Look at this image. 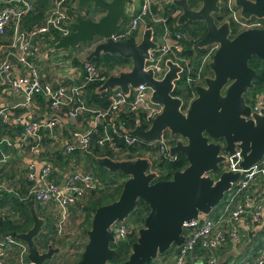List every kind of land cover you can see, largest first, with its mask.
Returning a JSON list of instances; mask_svg holds the SVG:
<instances>
[{
  "label": "water",
  "instance_id": "water-1",
  "mask_svg": "<svg viewBox=\"0 0 264 264\" xmlns=\"http://www.w3.org/2000/svg\"><path fill=\"white\" fill-rule=\"evenodd\" d=\"M132 0H77L71 32L61 37L53 46L56 50L78 47L82 42L95 41L83 57L90 61L100 54L119 55L131 62L128 71L109 75L98 87L99 92L119 89L125 95L139 85L151 90V101L159 105L149 126L139 123L125 132L139 141L152 144L160 140L162 133L174 137L167 147V155L174 158L183 153L187 165L173 172L170 179L156 180L148 157L115 160L100 157L97 162L110 172L126 176L118 197L98 206L86 231V241L80 258L74 264H148L165 254L172 247H179L185 237L184 224L199 215H208L223 200L240 177V171L220 170L226 154L239 149L240 167L247 169L264 157V93L257 97L262 101L253 112L246 95L254 88L255 70L249 61L253 56L264 61V27L241 30L231 35L229 20L217 23L221 0H201L192 7L188 0H171L180 13L177 24L205 23L206 32L193 48L216 45L208 63L211 75L202 84L194 85V97L184 107L182 98L172 92L179 80L182 66L172 60L163 62L166 72L161 79L154 77L152 69H145L149 52L158 47L150 24H146L140 39L115 40V28L129 18L127 5ZM241 17L262 19L264 0H234ZM26 103L24 93L15 95L10 106ZM138 200L149 208L143 225L137 228V238L132 242L127 257L114 263L117 251L111 227L123 222L132 214ZM32 225L25 232L6 230L2 237H14L26 243L29 264L50 261L59 247L51 243L41 251L34 242L45 224L27 200ZM71 264V263H70Z\"/></svg>",
  "mask_w": 264,
  "mask_h": 264
},
{
  "label": "built area",
  "instance_id": "built-area-1",
  "mask_svg": "<svg viewBox=\"0 0 264 264\" xmlns=\"http://www.w3.org/2000/svg\"><path fill=\"white\" fill-rule=\"evenodd\" d=\"M1 2L0 37L5 34L6 26L10 24L12 38L8 47L0 44V97L5 94L15 96L24 93L26 103H17L13 106L0 104V124H21L20 132L13 138L8 136L0 138V162H6L12 157V154L4 151V145L26 154L28 160L26 177L31 182L28 195H32L36 202L52 203L57 207L59 214L56 224L57 234L62 235L70 205L87 191L98 189L100 181L92 173L80 170L63 174L59 181L49 180L50 174L56 170L52 163L43 162L38 168L36 154L40 151L47 132H52L61 124L58 114L71 121L81 117L85 125L84 129L72 132L74 144L65 145V152L70 154L76 147L84 149L88 146L90 135L98 125H102L103 130L102 138L99 140L100 144L107 142L110 146H114L116 137L121 139L126 146L135 145L138 141L136 137L117 128L115 120L118 114L125 111H143L146 119L151 122L154 115L160 111V107L151 101V90L141 84L132 89L129 95H125L119 89L112 90L109 94V106L104 110L88 108L80 97L82 89L91 81L106 79L99 72L102 65H95L90 61H84L82 69L78 70L79 75L77 76H80L78 83L72 81L71 84H53L42 80L35 63L55 42L58 35L65 36L70 33L67 28L73 20L69 18L67 11L70 0H52L43 22L33 24L30 28H24L21 22L22 18L33 10L34 0H1ZM131 4L129 2L127 6L130 7L126 9L132 19L123 27L120 34L116 35L114 32L115 40L121 41V39L129 38L135 31H138L147 14H151L154 21L160 20L151 11V0H139V4ZM223 5L226 9V18L233 22L237 33L245 29L264 27L262 19L241 17L234 0H225ZM156 41L158 47L150 50L144 68L152 69L154 77L161 79L166 72V67L162 65L163 62L167 60L177 62L168 56L175 55V51L181 50L182 47L177 41L169 38L167 29ZM215 49L216 45H210L201 58L197 72L198 79L201 77V69L208 66ZM183 70L182 66L180 77ZM37 94L47 99L48 106L56 117L36 119L32 116L31 107H35L33 98ZM261 104L262 101L256 96L255 103L250 105L252 111L257 112ZM18 107L25 109L16 114L14 109ZM86 113L89 115L87 116ZM170 140H172L171 135L164 132L160 140L152 144H158L160 153H168L167 147ZM226 157L224 168L220 170L240 171V177L226 192L215 214L199 215L197 220L192 219L185 222L183 230L185 239L178 247L172 264H188L187 257L192 254L196 246L209 252L203 264H220L218 252L223 249L227 241L239 245L242 237L241 229L248 222L252 225L263 223V238L261 246L257 245L259 247L257 255L254 254L253 258L251 257V260L244 264H264V157L247 169H242L239 165L242 160L239 149H236L233 154H226ZM4 189L6 188L0 185V190ZM255 189H257L256 192H254ZM131 226L125 221L112 225L111 231L116 242L126 239ZM27 254L28 248L25 242L14 237L0 239V264H29ZM149 264L168 263L159 257Z\"/></svg>",
  "mask_w": 264,
  "mask_h": 264
},
{
  "label": "trees",
  "instance_id": "trees-1",
  "mask_svg": "<svg viewBox=\"0 0 264 264\" xmlns=\"http://www.w3.org/2000/svg\"><path fill=\"white\" fill-rule=\"evenodd\" d=\"M52 0H34L33 2V10L27 13L22 18V26L24 28H30L33 24H40L43 22L44 17L48 9L51 7ZM189 4L192 7H196L200 4L201 0H188ZM225 0H221L220 13L215 14V19L217 23H221L226 18V9L223 5ZM77 4V0H70L68 4V14L69 18L73 19L74 14L78 10L74 8ZM2 7V2L0 0V8ZM157 8V7H156ZM155 7H152V13H154L157 17L160 18L159 21H154L152 19L151 14H147L144 16L145 25L148 23L153 29L154 36L158 39L160 35L163 34L164 30L167 29L169 33V38L177 41L181 45V50L175 51V55H170L168 57L172 58L179 62L184 70L181 74L180 79L176 82V86L172 94L174 96H178L182 98L184 107L191 101L194 97V85L202 84L203 78L205 76L211 75V71L208 66H204L201 71V77L197 78L198 68L200 66V61L208 47L205 48H193V44L197 42L206 32L205 23L202 21L198 22H186L181 25L177 24V16L172 15L173 11L179 9V7L171 2L168 5H164L160 10H154ZM132 19L129 16L128 19L124 20L122 24L115 28V34H120L121 30L125 25L129 23ZM229 20V19H228ZM230 21L231 26V35H235L237 33V29L233 22ZM69 32H71V27L67 26ZM5 34L0 37V44L2 46L8 47L12 38L11 25L6 26ZM137 34L135 31L129 38L136 41L134 36ZM63 36L58 35L55 38L54 44ZM155 38V39H156ZM156 39V40H157ZM124 39H121V41ZM40 58L36 61L35 66L38 68L40 62ZM83 60L74 57L73 64L82 68ZM91 63L95 65H102V69L100 75L107 78L111 74H115L119 71H122L124 67H128V63L131 66V62L128 59L122 58L119 55H110V54H100L97 57H93L90 60ZM250 67H252L256 74L253 80L254 88L248 92L250 98H252V102H248L252 105L255 103L256 96L260 93H264V61L253 56L249 61ZM130 68V67H129ZM39 70V69H38ZM189 78V80H188ZM105 79H96L94 81L89 82L81 91V98L84 101L85 105L94 110H104L109 106V94L111 90L99 92L97 89L103 83ZM78 83V80L76 81ZM80 82V81H79ZM71 84V83H65ZM247 97V96H246ZM33 104L35 107H31L32 116L36 119L38 118H50V116L56 117L53 114V111L50 110L48 106L47 99L42 95L37 94L33 98ZM1 105H5V103H1ZM25 108L18 107L15 108L14 111L16 114L22 112ZM88 116L89 113H86ZM61 121L64 119L58 114ZM78 119L82 120L81 117ZM65 121V120H64ZM117 128L121 131L131 130L135 127L137 123L140 124L142 128H147L149 126L150 121L146 119V114L143 111H125L120 112L116 118ZM84 124V122H83ZM85 127V125H84ZM58 128V127H57ZM55 128L52 132H47L45 135L42 144L50 143L56 149L50 153L47 149H43L36 154V159L39 161L38 164L42 165L43 162H50L52 165L56 167V163H60L63 159L66 158L67 155H76V154H84L86 156L87 162L83 164V166H79V169L66 168L65 172L80 170L82 172H90L95 177H97L100 181V187L96 190L87 191L82 197H79L75 200L73 204L69 207V214L67 216V220L64 225V231L62 235H58L57 226L59 220V214L57 207L52 203H39L33 199L32 195H28V190L31 185V182L26 177L27 166L26 164L23 166H18L17 160L14 159L13 155H18V150L15 148H8L7 146H3L4 151L12 154V157L6 162H0V185H3L4 190H0V239H2V234L6 230H12L17 233L27 231L32 225V218L29 212V209L26 205L27 200H32L34 209L39 217L45 220V224L43 226L42 231L39 233L37 237L34 238V242L40 250L46 249L48 243L54 245L58 239H62L63 237L67 240L70 237L68 233L66 234V230L68 229L70 217L77 212L82 214L81 225L86 226L87 229L90 226L91 217L95 211V209L102 205L109 203L115 200L120 194L123 182L126 179V176L121 172H110L107 169L100 166L97 162V159L100 157H110L115 160H124V159H134L138 157H148L152 161V170L156 171L157 177L156 180H166L170 179L173 172L176 170H181L187 165V159L183 153H177L174 158H169L166 153L159 152L158 144H148L142 141H137L133 146H126L121 139H117L115 137L116 144L114 146H110L107 142L100 144L99 140L102 138V125H98L97 128L91 133L89 144L86 148L81 149L76 147L72 153L68 154L65 152V145L69 143H73L72 134L70 137V131L74 128L71 126L69 122H67V126L64 128V134L69 137V140L64 144H58V142H54L52 139L54 138ZM84 129V128H83ZM21 130V124L19 123H2L0 124V138L4 136H8L9 138H13L17 133ZM121 132L122 134H124ZM69 135V136H68ZM170 143H174L173 136ZM54 159V160H53ZM55 161V162H54ZM59 168V167H58ZM59 171L53 170V172L49 176V180L58 181L61 177ZM263 185V184H262ZM254 186L251 188L250 192L252 193ZM257 189L254 190L256 192ZM46 207H51L56 211V214H47ZM148 206L142 201L138 200L136 208L132 212L134 216L133 221L138 223L136 226H131L130 231L126 237V239L122 241H118L115 244H111L113 248L117 251V258L114 260V263H119L124 260L129 251L132 242H134L137 238V228L143 225L144 217L148 213ZM261 228L263 223L258 224ZM80 237V235H78ZM74 236V240L71 241V246L81 247L83 248L84 244L80 242V239ZM246 239L249 240L248 234L245 236ZM56 240V241H55ZM67 241H59L58 244L64 246ZM227 243H231L227 241ZM67 245V244H66ZM254 248V247H253ZM252 248V258L253 255H257L259 247L256 246L254 249ZM178 250L177 247H175ZM255 250V251H254ZM254 251V253H253ZM168 251L166 252V254ZM192 254L194 256L203 255V259L205 260L209 255V252L202 249L200 246H196ZM191 254V255H192ZM81 253L79 254L76 261L80 258ZM189 254V257H191ZM188 257V258H189ZM219 258V255H218ZM249 260V259H248ZM246 260V261H248ZM150 261L149 263H151ZM49 263L46 261L44 264ZM73 263V264H74ZM148 263V264H149ZM223 264H225L223 262ZM240 264V263H239Z\"/></svg>",
  "mask_w": 264,
  "mask_h": 264
},
{
  "label": "crops",
  "instance_id": "crops-1",
  "mask_svg": "<svg viewBox=\"0 0 264 264\" xmlns=\"http://www.w3.org/2000/svg\"><path fill=\"white\" fill-rule=\"evenodd\" d=\"M170 1L171 0H151V10H152V7H155L154 10H156V9L160 10L163 8L164 5H168V3ZM131 3L132 4L133 3L139 4V0H133V1H131ZM127 7L129 8L130 6H127ZM49 9H48V11H49ZM48 11H47V13H48ZM47 13H46V15H47ZM179 13H180V9H177V10L173 11L172 15L175 16V15H178ZM144 28H145V23H144V21H142L140 26H139L138 31L142 30V29L144 30ZM94 44L90 48L82 47L81 44H79L78 47H75L72 50H69L70 48H68L66 50H56L53 48V45H50L48 47V49H46V51L42 54V56L39 60L40 64L38 66V69L40 70L39 71L40 78L46 82H51L53 84L71 83L72 81L76 82L77 80L79 82L80 76L78 77L77 74L79 75L78 70H81L82 68L73 64V61H72V63H70V60L74 57H78L80 59L82 58V60H83V57L88 53L87 50L93 48ZM46 68L49 71H45ZM73 69H75L76 71H74ZM48 75H53V76H48ZM13 98H14V95H10V94L2 95L0 97V104L2 102L5 104H10L12 102ZM67 122L72 123L73 121L63 119L61 121V124L58 126L57 130H55L54 138L52 139L54 142L55 141L58 142V144H60V146H61V144H64L69 140V137L67 138V136L64 134V128L67 126ZM78 130H82V129H80L78 127H74L72 129V131H70V137H71V134L73 131H78ZM56 131H58V133H56ZM52 144L49 143V145L51 147V149H50L51 152H53L56 149ZM43 149H47L45 144H42L40 151H42ZM13 157H14V159L17 160L18 166H23V164L24 165L27 164L28 160H27L25 153H18V155H13ZM86 162H87L86 156L84 154L80 153V154H76V155L72 154L70 156L67 155L66 158L63 159L62 161H60L59 164L58 163H56V164L59 168L61 167L59 174L61 176H63V174L66 173L65 172V170H67L66 168H68V169L69 168L79 169V166H82ZM39 167H40V164H38V168ZM58 167H56V168L59 171ZM60 179H61V177L58 179V181ZM243 226L244 227L241 229L242 243L240 245L227 243L223 247V249L218 252L220 264H223V262L225 264H239V263L244 264L246 262V260L249 259V257H252V255H251L252 254V248L253 247L255 248L257 246L255 244L256 242H254V238H256L255 235H256V232L258 229L261 232V228L259 227V225H252L249 222ZM246 234H248L249 240L245 238ZM259 236H261V233H259ZM72 240H74V239H72ZM68 247L70 248L71 245L67 246V248ZM82 250H83V248L79 247L78 251L76 250L75 253L78 252L80 254ZM61 251H62V249H61ZM254 251H253V253H254ZM176 253H177V250L174 249V250L168 252L167 254L165 253L163 255H160L159 257L161 260H165L168 264H172L171 262H172ZM79 254H78V256H79ZM78 256H77V258H78ZM72 257H75V255ZM154 261L155 260H153V262ZM187 262H188V264H203V262H204L203 255L194 256L192 254L191 257H189V258L187 257Z\"/></svg>",
  "mask_w": 264,
  "mask_h": 264
},
{
  "label": "rangeland",
  "instance_id": "rangeland-1",
  "mask_svg": "<svg viewBox=\"0 0 264 264\" xmlns=\"http://www.w3.org/2000/svg\"><path fill=\"white\" fill-rule=\"evenodd\" d=\"M74 8H76V6L74 7ZM144 21V20H143ZM123 22V21H122ZM143 25V24H142ZM143 30V29H142ZM142 30H139L138 32H137V34L134 36V39H136L137 41L140 39V36H141V33H142ZM157 39V38H156ZM94 42L95 41H91V42H82V43H80L81 44V46L82 47H87V48H90L93 44H94ZM73 48H75V47H71L69 50H72ZM92 49V48H91ZM91 49H89V50H91ZM89 50H87V51H89ZM82 59V58H81ZM72 61H73V58L70 60V63H72ZM84 61V60H83ZM129 67H131L130 66V64L128 63V67H124L123 69H122V71H128L130 68ZM40 71V70H39ZM45 71H49L47 68L45 69ZM115 74H118V72L117 73H115ZM48 76H53V75H48ZM247 97H246V99H247V101L250 103V102H252V98H250V95H246ZM71 124V126H73V127H78V128H80V129H83L84 128V124H83V120H79V119H77V120H74L72 123H70ZM56 133H58V131H56ZM174 138V137H173ZM174 141H175V139H174ZM45 146H46V148H47V150H48V152L50 153V149H51V147H50V145H49V143H45ZM147 156V155H146ZM145 156V157H146ZM83 166V165H82ZM222 168H224V163H222L221 165H220V167H219V169H222ZM220 205H221V202L211 211V213L210 214H208V215H213V214H215L218 210H219V207H220ZM46 209H47V211H46V213L47 214H53V213H55L56 214V211L54 210V209H52L51 207H46ZM207 215V216H208ZM82 214L80 213V212H77L76 214H73L72 215V217H70V222H69V226H68V229L66 230V234L68 233V235L70 236L69 238H68V240H67V237L66 238H62V239H58L57 240V244H58V242L59 241H67V243H65V245L64 246H61V245H59L60 247H61V249H62V251L59 253V254H56L55 256H53V258L50 260V261H48L49 263H47V264H72V263H74V261L76 260V258H77V256H78V252L77 253H75L74 251H72L69 247L67 248V246H70L71 245V240L72 239H74V236H76L75 237V239L77 238H79L80 239V242L83 244L84 242H85V240H86V231H87V227L86 226H82L81 225V221H82ZM133 219H134V216L131 214L130 216H128L127 218H126V220H125V222L128 224V225H132V226H136L138 223H136V222H134L133 221ZM78 235H80V237L78 236ZM256 238H254V242H256L255 244L256 245H258V246H261V242H262V238H263V234L261 233V236H259V229L257 230V232H256ZM242 243V237H241V242H240V244ZM67 244V245H66ZM239 244V245H240ZM82 247V246H81ZM68 249V250H67ZM175 249V247H172L168 252H170V251H172V250H174ZM76 250L78 251V248H76ZM75 250V251H76ZM75 255V257H72V256H74ZM249 260H251V257H249ZM152 262H153V260H152ZM151 262V263H152Z\"/></svg>",
  "mask_w": 264,
  "mask_h": 264
},
{
  "label": "flooded vegetation",
  "instance_id": "flooded-vegetation-1",
  "mask_svg": "<svg viewBox=\"0 0 264 264\" xmlns=\"http://www.w3.org/2000/svg\"><path fill=\"white\" fill-rule=\"evenodd\" d=\"M225 19H227V18H225ZM56 241V240H55ZM49 244V243H48ZM54 247H59L60 249H59V251H58V253H55L53 256H55L56 254H59L60 252H61V247L57 244V242L53 245ZM47 248V247H46ZM76 248H79V247H75V246H71L70 247V249L72 250V251H74L75 252V250H76ZM44 250H46V249H44ZM44 250H41V251H44ZM68 264V263H67ZM73 264V263H72Z\"/></svg>",
  "mask_w": 264,
  "mask_h": 264
}]
</instances>
